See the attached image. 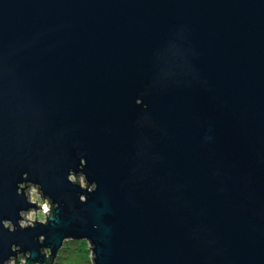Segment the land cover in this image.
Returning <instances> with one entry per match:
<instances>
[{
	"label": "water",
	"instance_id": "95a60500",
	"mask_svg": "<svg viewBox=\"0 0 264 264\" xmlns=\"http://www.w3.org/2000/svg\"><path fill=\"white\" fill-rule=\"evenodd\" d=\"M25 172L59 216L0 224V264L65 237L97 264H264V0H0V220Z\"/></svg>",
	"mask_w": 264,
	"mask_h": 264
},
{
	"label": "clouds",
	"instance_id": "9594fccd",
	"mask_svg": "<svg viewBox=\"0 0 264 264\" xmlns=\"http://www.w3.org/2000/svg\"><path fill=\"white\" fill-rule=\"evenodd\" d=\"M136 103L142 104L143 101L138 99ZM147 108V105H144ZM87 166V159L81 158L79 164V170L69 169L67 175V181L70 182L73 186H78L81 189V192L78 193L79 201L82 204H87L89 200V194L95 193L99 184L96 181H90L88 179L87 173L84 171ZM17 195L25 199V201L31 205L27 209H22L19 212L20 219L14 223L11 219H2L0 224H2L4 229H7L11 233L17 231V226L21 230H26L29 228L35 229L37 225L48 226L53 219L59 216V209L61 204L58 201H55L51 195L47 194L44 191V185L38 182H34L29 179V173L25 172L23 174V180L17 185ZM69 238L65 237L62 241L66 242ZM41 245L46 243V235H40L38 237ZM77 240H87L90 246L89 260L90 264H97V252L96 244L92 239L88 237H83ZM61 248V247H60ZM59 248V250H60ZM23 245L12 244L11 252L15 255H10L7 259L3 260V264H41L39 259H34V253L31 250L23 251ZM59 250L56 252V259L59 260ZM53 250L50 247H42L39 250V254L45 259L43 264H50V259L52 257Z\"/></svg>",
	"mask_w": 264,
	"mask_h": 264
},
{
	"label": "rangeland",
	"instance_id": "374dc122",
	"mask_svg": "<svg viewBox=\"0 0 264 264\" xmlns=\"http://www.w3.org/2000/svg\"><path fill=\"white\" fill-rule=\"evenodd\" d=\"M91 249L87 240L69 239L59 251V260L55 264H90Z\"/></svg>",
	"mask_w": 264,
	"mask_h": 264
},
{
	"label": "trees",
	"instance_id": "16d2710c",
	"mask_svg": "<svg viewBox=\"0 0 264 264\" xmlns=\"http://www.w3.org/2000/svg\"><path fill=\"white\" fill-rule=\"evenodd\" d=\"M50 262H52V261L50 260ZM53 264H55V261H53Z\"/></svg>",
	"mask_w": 264,
	"mask_h": 264
}]
</instances>
